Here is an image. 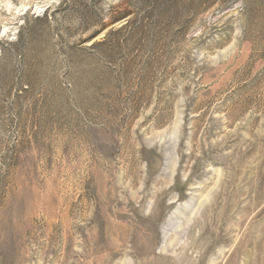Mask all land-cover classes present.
Returning a JSON list of instances; mask_svg holds the SVG:
<instances>
[{
  "label": "rangeland",
  "instance_id": "rangeland-1",
  "mask_svg": "<svg viewBox=\"0 0 264 264\" xmlns=\"http://www.w3.org/2000/svg\"><path fill=\"white\" fill-rule=\"evenodd\" d=\"M185 248L264 264V0H0V264Z\"/></svg>",
  "mask_w": 264,
  "mask_h": 264
},
{
  "label": "bare ground",
  "instance_id": "bare-ground-1",
  "mask_svg": "<svg viewBox=\"0 0 264 264\" xmlns=\"http://www.w3.org/2000/svg\"><path fill=\"white\" fill-rule=\"evenodd\" d=\"M200 208V207H199ZM199 212H200V209H199ZM191 217V216H190ZM192 245V244H191ZM212 245H214V244H212ZM212 245H209L207 248H206V250L204 249V253H202L201 254V257H200V261H202V258H204L205 257V255H206V253L211 249V247H212ZM188 248V247H187ZM187 248H185L184 249V251H186V249ZM188 250V249H187ZM189 250L188 251H186L185 253H183L182 254V256L180 257V258H178V259H176V258H174V262L173 263H175V264H185L186 262L188 263V264H191L192 263V257L189 255ZM171 262V263H172Z\"/></svg>",
  "mask_w": 264,
  "mask_h": 264
}]
</instances>
